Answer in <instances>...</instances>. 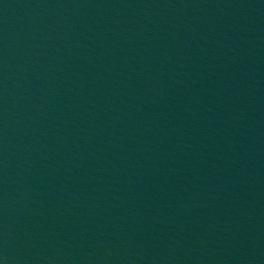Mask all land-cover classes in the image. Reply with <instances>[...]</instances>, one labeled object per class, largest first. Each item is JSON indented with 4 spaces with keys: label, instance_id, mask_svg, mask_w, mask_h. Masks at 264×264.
<instances>
[{
    "label": "water",
    "instance_id": "1",
    "mask_svg": "<svg viewBox=\"0 0 264 264\" xmlns=\"http://www.w3.org/2000/svg\"><path fill=\"white\" fill-rule=\"evenodd\" d=\"M0 264H264V0H0Z\"/></svg>",
    "mask_w": 264,
    "mask_h": 264
}]
</instances>
